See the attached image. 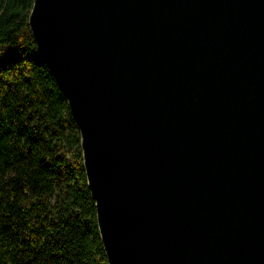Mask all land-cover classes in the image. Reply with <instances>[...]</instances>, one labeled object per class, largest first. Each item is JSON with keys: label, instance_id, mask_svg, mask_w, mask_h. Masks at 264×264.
Returning a JSON list of instances; mask_svg holds the SVG:
<instances>
[{"label": "water", "instance_id": "obj_1", "mask_svg": "<svg viewBox=\"0 0 264 264\" xmlns=\"http://www.w3.org/2000/svg\"><path fill=\"white\" fill-rule=\"evenodd\" d=\"M107 264H264V0H33Z\"/></svg>", "mask_w": 264, "mask_h": 264}, {"label": "trees", "instance_id": "obj_2", "mask_svg": "<svg viewBox=\"0 0 264 264\" xmlns=\"http://www.w3.org/2000/svg\"><path fill=\"white\" fill-rule=\"evenodd\" d=\"M33 0H0V264H107L67 102L41 61Z\"/></svg>", "mask_w": 264, "mask_h": 264}]
</instances>
